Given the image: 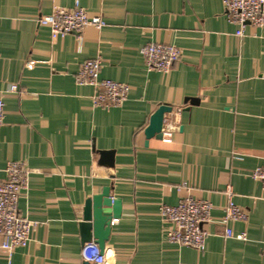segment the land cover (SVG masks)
<instances>
[{"label": "crops", "instance_id": "obj_1", "mask_svg": "<svg viewBox=\"0 0 264 264\" xmlns=\"http://www.w3.org/2000/svg\"><path fill=\"white\" fill-rule=\"evenodd\" d=\"M76 1L106 26L53 39L39 18ZM237 29L223 0H0V95L19 87L4 98L0 179L13 161L32 171L18 205L30 242L12 255L0 248V264H99L83 256L96 242L82 243L80 223L107 186L123 211L104 264H264V191L251 177L264 167V27L241 38ZM151 42L180 49L170 71L146 66ZM98 57L100 78L129 86L121 106H93L94 88L76 81ZM164 105L162 137H148ZM178 186L209 200L216 220L230 187L249 218L230 223L233 237L207 226L204 251L170 243L160 209L187 195Z\"/></svg>", "mask_w": 264, "mask_h": 264}, {"label": "built area", "instance_id": "obj_2", "mask_svg": "<svg viewBox=\"0 0 264 264\" xmlns=\"http://www.w3.org/2000/svg\"><path fill=\"white\" fill-rule=\"evenodd\" d=\"M223 3L229 22L238 27L237 38L244 36L247 25L264 27V0H223ZM38 22L50 27L53 39L63 38L70 33L80 34L89 26L96 29L106 26L102 16L89 15L79 1L72 8L56 7L51 14L41 16ZM141 53L149 70L162 72L170 71L182 57L178 47L159 42L148 43L141 49ZM101 66L99 57L84 61L76 74L77 83L94 88L92 101L95 107L111 108L123 105L128 98L129 86L100 78ZM18 92L19 87L11 85L0 95V129L5 118V95ZM164 141L171 142V135L165 137ZM5 172L6 178L0 179V248L12 255L17 248L26 247L30 242L32 222L20 212L18 205L20 194L27 188L32 171L25 162L13 161L8 163ZM251 177L261 182L264 191V167L254 169ZM177 190L179 193L187 190L188 193L177 205L163 204L160 209L163 220L168 224L166 238L170 243L204 251L210 235L207 226L217 221L224 226L225 236L233 237L235 235L230 223L246 222L249 218L248 211L234 202V192L230 187L226 190L224 216L217 220L212 216L214 205L209 200L193 197L190 189L182 186H178ZM236 237L245 239L246 234ZM83 256L99 264L105 263L104 254H101L99 245L94 242L84 247Z\"/></svg>", "mask_w": 264, "mask_h": 264}, {"label": "water", "instance_id": "obj_3", "mask_svg": "<svg viewBox=\"0 0 264 264\" xmlns=\"http://www.w3.org/2000/svg\"><path fill=\"white\" fill-rule=\"evenodd\" d=\"M168 110H171L170 106H161L152 117L151 123L146 129L148 137L156 135L158 138L162 137L164 115ZM112 190V186L104 187L100 194L87 199L83 208V219L80 223L82 243L95 240L101 254L104 253L106 243L110 239L113 220L119 219L123 211L122 200L113 197Z\"/></svg>", "mask_w": 264, "mask_h": 264}, {"label": "clouds", "instance_id": "obj_4", "mask_svg": "<svg viewBox=\"0 0 264 264\" xmlns=\"http://www.w3.org/2000/svg\"><path fill=\"white\" fill-rule=\"evenodd\" d=\"M92 250H93V251H95V249H94V248H93Z\"/></svg>", "mask_w": 264, "mask_h": 264}]
</instances>
